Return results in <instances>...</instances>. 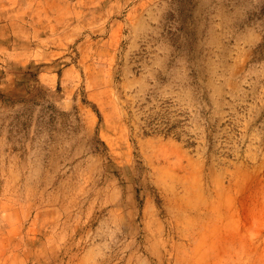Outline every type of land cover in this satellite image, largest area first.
<instances>
[{
  "label": "rangeland",
  "instance_id": "374dc122",
  "mask_svg": "<svg viewBox=\"0 0 264 264\" xmlns=\"http://www.w3.org/2000/svg\"><path fill=\"white\" fill-rule=\"evenodd\" d=\"M0 264H264V0H0Z\"/></svg>",
  "mask_w": 264,
  "mask_h": 264
}]
</instances>
